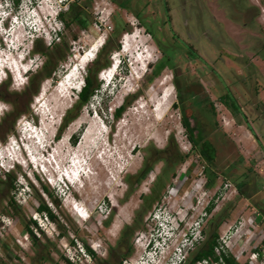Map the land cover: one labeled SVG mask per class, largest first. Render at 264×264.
Here are the masks:
<instances>
[{"label": "rangeland", "instance_id": "obj_1", "mask_svg": "<svg viewBox=\"0 0 264 264\" xmlns=\"http://www.w3.org/2000/svg\"><path fill=\"white\" fill-rule=\"evenodd\" d=\"M31 10L39 15L35 30ZM0 32V236L11 243L23 229L28 240L16 242L34 251L27 262L187 264L216 228V253L264 264V0H0ZM47 35L58 39L48 46ZM108 38L119 44L109 54L118 67L111 79L109 66L100 69L97 92L73 106L76 91L57 94L59 81ZM151 56L137 73L136 60ZM47 58L60 63L54 79L41 75ZM88 64L77 74L79 89ZM6 67L22 75L25 67L24 82ZM32 76H39L35 91ZM174 81L188 100L178 98ZM226 92L241 114L220 102ZM192 95L212 103L233 143L237 167L229 176L208 168L188 139L181 118ZM251 176L258 187L247 199L236 183Z\"/></svg>", "mask_w": 264, "mask_h": 264}, {"label": "trees", "instance_id": "obj_2", "mask_svg": "<svg viewBox=\"0 0 264 264\" xmlns=\"http://www.w3.org/2000/svg\"><path fill=\"white\" fill-rule=\"evenodd\" d=\"M58 15H60L61 17V12H59ZM79 15L80 9H74L72 18L76 19ZM78 23L80 25H84L81 18L79 19ZM148 33L150 34V36H152L160 51H162V53H165V51L162 50V47H160V45L156 42L154 36L149 30ZM118 48V42H116L115 40L112 41L111 38H108L101 44L99 50H97L96 52L94 59L87 66L86 74L83 78V85L81 86L80 91L77 92V100L75 101L73 106L81 108L82 106L87 104L91 97L97 92L99 88V83L97 82V73L102 68L108 66L110 68L112 66L110 64L109 54L111 53L112 49L117 50ZM62 55L64 56V53H62ZM59 68L60 63H58V61L47 58L42 63L41 75H44V77L46 78L54 79ZM38 79L39 76H32V78H30V83L33 91L37 89ZM173 85L176 89V92L178 93V98L182 99V102L184 101L183 99H189V97L181 98L182 96L178 84L174 81ZM190 97H192V100H189V106L187 107L190 113L189 115H187L184 112L185 109L182 108L183 115L181 118L182 125L187 131L189 141L194 148H197L199 154L206 161L208 168L216 170L217 173L220 172L221 174H223V176L231 175L230 171L237 167V161L233 159V153L229 151L227 147L229 145H231V147H234L232 141L227 137L226 133L218 127L217 123L215 122V109L213 108L212 103L209 102L208 105H205L204 103H201L200 97L194 95ZM219 100L227 107L228 110H231L232 112L236 111L240 114L242 113L240 106L236 101V97L231 92H226L220 95ZM173 105L176 107V104ZM123 110V104L117 106L114 109V116L119 117ZM65 115L66 114H64V116ZM208 115L209 117H207ZM189 118H192L194 122L192 125L189 122ZM207 134L208 136H206ZM73 136L74 135H72L70 139ZM76 138L77 137L71 140L72 144H75ZM163 153H167V150H164ZM163 158L165 159V161H170L172 159L170 154H166V156H163ZM136 180L139 181V176ZM250 180L251 183H249L248 180H241L240 183H236V190L238 191V193L247 199L255 194L258 187V183H256V176H251ZM212 209L213 202L206 207V211L211 212ZM39 210H45L50 217H53L52 213L45 205H42ZM26 231L33 238H35L31 228L27 226ZM125 235L126 231L122 236ZM35 240H37V238H35ZM218 245V234L217 229L215 228L208 235L206 240H203L202 243H200L199 248H197L195 252L190 256L187 264H196L197 262L207 259H211L215 264H238L235 258H233L231 255L226 254L223 250L219 253H216L215 249ZM87 249L92 254L93 251L89 248ZM128 252L129 249L126 251V253ZM68 263L70 264V262Z\"/></svg>", "mask_w": 264, "mask_h": 264}, {"label": "bare ground", "instance_id": "obj_3", "mask_svg": "<svg viewBox=\"0 0 264 264\" xmlns=\"http://www.w3.org/2000/svg\"><path fill=\"white\" fill-rule=\"evenodd\" d=\"M13 22V21H12ZM11 24V23H10ZM8 30V29H7ZM7 30H4V34H7V37L6 38H9L11 36H13V34H9V32H7ZM2 33V32H0ZM132 39H129L128 38V43L131 41ZM103 43L102 39L100 41L97 42L96 45H94L93 49H91V52H92V55H90L89 52H87L85 55H82V56H79L78 57V61L76 63V68L73 69L74 73H72L70 75V77L68 78L69 81L67 82V76L64 78H62L60 81H59V84H58V89L56 90L57 94L61 95L63 94V92H68V93H72L74 90L76 91V93L78 91H80L79 89V83L76 81L78 79V73L79 71H83L86 67V65L92 61L96 55V52L97 50H99V47L101 46V44ZM11 47H13V42L11 43L10 45ZM129 50V49H128ZM125 52V50H124ZM152 59V56L148 59H145L144 57H141L140 59H137L136 62L133 64V65H136V68H135V71H137V73H140V71H143V69H145L148 65V63L150 62V60ZM23 61V60H22ZM142 62V63H140ZM140 63V65H138ZM2 66V65H1ZM116 66V64L114 63L113 66H111L109 69V73L112 74L116 69L114 68ZM144 66V67H142ZM17 69L15 70H11L12 73H16ZM72 71V72H73ZM144 72V71H143ZM20 73V72H19ZM28 73V70L24 71V75H22L21 73V77L23 78V76H25L26 74ZM104 74V73H103ZM133 74H136V73H133ZM81 77V76H80ZM137 77V76H136ZM136 79V78H135ZM21 80V78L19 79ZM22 82H24V80L22 79L21 80ZM63 81V84L61 86H63L64 88H62V90H60V83ZM83 84V83H82ZM82 84H80V87L82 86ZM72 95V94H71ZM66 97H70V96H66ZM62 98H64L62 96ZM2 111V109L0 110V112ZM7 152V151H6ZM26 167V166H25ZM60 187V186H59Z\"/></svg>", "mask_w": 264, "mask_h": 264}, {"label": "crops", "instance_id": "obj_4", "mask_svg": "<svg viewBox=\"0 0 264 264\" xmlns=\"http://www.w3.org/2000/svg\"><path fill=\"white\" fill-rule=\"evenodd\" d=\"M16 230L18 231V233L15 236H13L14 241L11 243H8L9 241H7L5 237L3 238V235L0 236V264H20L21 262L20 259L22 260V263L30 264L25 260L24 256L32 255L34 251L30 250V247L27 246L28 245L27 241L24 242L25 246L22 247L20 245H17L18 243L16 242L17 237L25 236V239L28 240V236L23 234L24 232L23 229L19 230L17 228ZM16 257H19L20 259ZM41 260L43 261V256L41 257ZM33 264H35V262ZM42 264H46V263H44L43 261Z\"/></svg>", "mask_w": 264, "mask_h": 264}, {"label": "built area", "instance_id": "obj_5", "mask_svg": "<svg viewBox=\"0 0 264 264\" xmlns=\"http://www.w3.org/2000/svg\"><path fill=\"white\" fill-rule=\"evenodd\" d=\"M57 35V34H56ZM56 35L53 37V36H50V35H47V40H46V45H48V46H51L52 44H54L55 43V41L58 39V37H56ZM56 37V38H55ZM2 165V163H1V160H0V166ZM32 219H33V221H38V219L35 217V216H32ZM2 221H4V219H2ZM39 225V227H40V224H38ZM253 257L252 258H250L251 260L252 259H255V258H257V252H253ZM203 261H205V260H203Z\"/></svg>", "mask_w": 264, "mask_h": 264}, {"label": "clouds", "instance_id": "obj_6", "mask_svg": "<svg viewBox=\"0 0 264 264\" xmlns=\"http://www.w3.org/2000/svg\"><path fill=\"white\" fill-rule=\"evenodd\" d=\"M27 15H28V14H27ZM55 15H57V12H56V14H54V17H55ZM23 23H24V22H22V24H23ZM18 27H19V26H18ZM111 65H112V64H111ZM42 146H44V144L41 145V146L39 145V147H42ZM16 162L19 163V164H21L20 161H18V160H16ZM57 184H58V185H57ZM54 186H55V187H56V186H59V183H56V185L54 184Z\"/></svg>", "mask_w": 264, "mask_h": 264}, {"label": "flooded vegetation", "instance_id": "obj_7", "mask_svg": "<svg viewBox=\"0 0 264 264\" xmlns=\"http://www.w3.org/2000/svg\"><path fill=\"white\" fill-rule=\"evenodd\" d=\"M15 1V0H14Z\"/></svg>", "mask_w": 264, "mask_h": 264}]
</instances>
